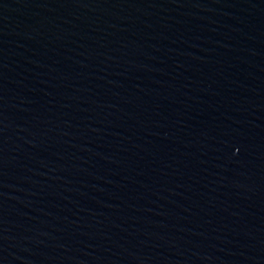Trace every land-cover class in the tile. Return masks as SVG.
<instances>
[{"label":"water","instance_id":"obj_1","mask_svg":"<svg viewBox=\"0 0 264 264\" xmlns=\"http://www.w3.org/2000/svg\"><path fill=\"white\" fill-rule=\"evenodd\" d=\"M0 264H264V0H0Z\"/></svg>","mask_w":264,"mask_h":264}]
</instances>
